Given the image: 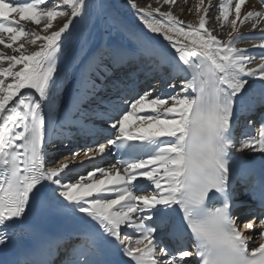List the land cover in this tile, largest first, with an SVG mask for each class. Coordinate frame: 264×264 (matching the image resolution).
Segmentation results:
<instances>
[{"label":"snow or ice","instance_id":"1","mask_svg":"<svg viewBox=\"0 0 264 264\" xmlns=\"http://www.w3.org/2000/svg\"><path fill=\"white\" fill-rule=\"evenodd\" d=\"M127 2L142 27L110 0H0V45L12 53L0 52V248L11 237L32 240L23 259L0 264H53L65 244L61 264H264V166L257 175L251 161L232 155L264 154V113L247 119L264 108V27L239 34L264 21V0L261 10L251 0H197L195 24L173 13L177 0ZM213 20L230 27L226 40L208 26ZM116 34L170 68L169 88L182 76L179 93L120 89L85 108L102 90L92 73L106 83L131 58ZM73 129L90 142L58 162L48 146ZM80 155L92 165L84 172L77 169L85 161L72 164ZM237 179L245 193L251 181L258 200L248 221L234 215ZM30 214L70 222L75 239L39 234ZM165 225L171 246L158 237Z\"/></svg>","mask_w":264,"mask_h":264},{"label":"bare ground","instance_id":"2","mask_svg":"<svg viewBox=\"0 0 264 264\" xmlns=\"http://www.w3.org/2000/svg\"><path fill=\"white\" fill-rule=\"evenodd\" d=\"M112 2L113 1L111 0V3ZM196 2H197V0H187V2H185V0H180V3L183 4L184 7H178V6L172 7L171 10L173 11V13L175 15L178 16L179 19L182 18L186 23L191 22V23L195 24L197 22V17L194 18L195 17L194 6H195ZM206 2H207V0H206ZM136 3H138V4L141 3L140 4L141 8L147 7L149 5H151V7H157L158 6L156 3L153 2V0H136ZM161 3H162V0H161ZM213 3L214 4L217 3V0H213ZM117 5L118 4L115 3L116 9L120 10V13L126 19V17H128L127 13H125L127 10L126 9L124 10L122 7H119ZM253 6H254L255 10H261V6H260L258 0H251V4L248 7L252 8ZM169 7L170 6L165 5V6H163V10H169ZM189 9H192V11H189ZM213 11H215V9H213ZM187 13H188V15H186L185 16L186 18H184V15ZM127 19L126 20L130 23V26H134L135 28L140 27L138 24H136L137 22L135 23L136 25H133L134 22L133 23L131 22L132 21L131 18H127ZM62 22L63 21L58 20V21H55L54 24L55 23L62 24ZM251 23L252 22L250 21V22L246 23L245 25L240 26L239 34L241 36H258L259 35L260 28L264 27V21H261L260 26H258V28L255 31L252 30ZM208 26L211 28H216V34L218 35V37L220 39H224V40L227 39L226 33L228 31H230V27H225L223 30H221L219 27V24L217 22H215V20H213V22L210 23ZM25 27L29 30H32V31H39L40 30V28L38 26L31 25L30 23L25 24ZM112 39L116 42L123 43L128 48L131 58L127 62L126 66L111 69L110 74L106 78V83L103 79L98 77L95 74V72L92 73V79L95 80L97 82V84L102 85V90L97 93L98 99L91 101V103L87 104V107H85V108H88L89 106L98 105L95 103H99L100 99L107 100L109 98L114 97L113 95L112 96L110 95V92H111L110 89H112V87H113V84H112L113 80L112 79L115 76L119 77L117 79L122 78L123 81L130 86L133 83H139V82L143 81L142 85H143L144 90L153 89V95H167V94L179 93V81L181 79H183L182 76L176 77L177 86H176L175 90H173L172 88H169L168 85L172 80V75H171V70L167 65H160V61L158 60V58H156L154 56H150V55L143 53V52H137L135 43L131 39H129L126 34H124V35L116 34L112 37ZM158 40L160 43L166 44L165 41L162 40V37L158 38ZM21 42H24V41H21ZM39 43L40 42L38 41L37 44H39ZM26 47H27L28 52H32V51L37 50V46L26 45ZM237 47L242 48V49H247L250 52L260 51L259 49L253 48V45L251 42H247L244 44L239 43L237 45ZM67 51H69L70 54L66 53V56L71 57V55L73 54L74 48H69ZM168 51H171V50L168 49ZM0 52H6V54H9V55L12 54L10 50H5L2 45H0ZM138 59L141 62V64L138 67H134V68L131 67L132 64L136 62L135 60H138ZM249 66L255 67V64H252ZM61 67H63V66L61 65ZM164 72L167 73V75L162 77V74ZM130 74L132 75L131 77H130ZM130 78H132V79L130 80ZM256 82H258V81H256ZM23 91L25 92V94H27L29 92V90H27V89L23 90ZM101 93H104V94L101 95ZM100 109L103 110L102 106ZM70 137L76 138L74 129L72 130V135ZM64 144L59 145V143H58L55 147L52 146V148L50 147V149H48V151L53 154V158H55L59 162H66V161H69L71 159L68 156V153L70 151L68 149L69 145H67V144L64 145ZM245 150L244 151H237V152H238V154L245 156L246 155ZM62 153H66V154L60 156ZM80 156H82V155H80ZM80 156H79V158H80ZM252 156H256V155H252ZM109 159L112 160L111 156L109 157ZM82 160L83 159L79 160L77 158L75 161L72 162L73 166L74 167L78 166ZM83 161H85V168H78L77 169L78 171L84 172L87 169L92 167L91 164L87 163L86 158ZM256 232L258 233V230H256ZM252 246L255 247L258 245H252Z\"/></svg>","mask_w":264,"mask_h":264},{"label":"rangeland","instance_id":"3","mask_svg":"<svg viewBox=\"0 0 264 264\" xmlns=\"http://www.w3.org/2000/svg\"><path fill=\"white\" fill-rule=\"evenodd\" d=\"M112 1H113L112 3H113L114 5H115V3H116V4H118L117 6L122 7L124 10H125V9L127 10V11L125 12V13H127V16H128V17H126V19H127V18H131V19H132L131 22H132V23L134 22L133 25L138 24L140 27H142V26L139 24V21H138V20L136 21V18L133 17V16H134V15H133V10L128 6L127 0H112ZM110 2H111V0H110ZM114 2H115V3H114ZM177 2H178V7H184L183 4L180 3V0H177ZM120 3H121V4H120ZM137 4H138V3H137ZM140 4H141V3H140ZM140 4H138L139 7H141ZM176 7H177V6H176ZM118 11H119V13H120V10H118ZM186 15H188V13L184 15V18H186V17H185ZM194 18H196V15H195ZM181 19H182V18H181ZM127 20H128V19H127ZM182 20H183V19H182ZM136 22H137V23H136ZM135 23H136V24H135ZM165 43H167V42H165ZM242 44H244V42H242ZM169 49H170V48H169ZM170 50H171V49H170ZM171 51H172V50H171ZM66 53H69V51H67ZM69 54H70V53H69ZM138 61H139V60H138ZM140 64H141V62H139L138 65L135 66V67H138ZM165 72H166V71H165ZM165 72L162 74V77L165 76V75H167V73H165ZM90 103H91V102H90ZM84 107H87V104H85ZM50 147L52 148V146L49 145V146H48V149H50ZM245 153L248 154V155H252V154L257 155V154H260V153H251L249 150H246ZM64 154H66V153H62L60 156H62V155H64ZM59 159H60V158H59ZM78 159H79V160H81V159L85 160V158H84L83 156H80V158L78 157ZM83 160H82V161H83ZM60 161H61V160H60ZM58 162H59V161H58ZM49 166H52V165H49Z\"/></svg>","mask_w":264,"mask_h":264}]
</instances>
